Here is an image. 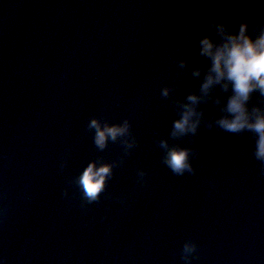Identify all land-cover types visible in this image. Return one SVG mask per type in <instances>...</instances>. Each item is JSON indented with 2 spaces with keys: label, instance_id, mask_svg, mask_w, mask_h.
<instances>
[{
  "label": "water",
  "instance_id": "water-1",
  "mask_svg": "<svg viewBox=\"0 0 264 264\" xmlns=\"http://www.w3.org/2000/svg\"><path fill=\"white\" fill-rule=\"evenodd\" d=\"M241 20L255 35L264 0H0L5 264H264L255 134L214 123L230 86L200 90L199 37ZM190 93L197 131L173 136ZM247 105L264 111V96ZM93 117L128 132L99 148ZM161 140L190 149L193 171L174 174ZM90 161L112 166L91 202L79 184Z\"/></svg>",
  "mask_w": 264,
  "mask_h": 264
},
{
  "label": "clouds",
  "instance_id": "clouds-1",
  "mask_svg": "<svg viewBox=\"0 0 264 264\" xmlns=\"http://www.w3.org/2000/svg\"><path fill=\"white\" fill-rule=\"evenodd\" d=\"M216 39L209 35H202L198 39L199 55L207 58L208 66L200 84L202 93H207L214 85H220L227 91L229 86L231 94L227 96L222 114L214 121L217 127L230 133L248 131L255 134V158L264 165V111L257 107L249 110L247 102L251 94L258 92L264 96V24H261L255 35L249 33L246 20H241L235 31H229L219 21H212ZM183 61L180 62L183 67ZM200 70L193 69V75H199ZM167 87L161 90L167 96ZM188 103H185L179 118L172 122L171 135L195 134L200 123L201 113L194 105L198 103L195 94H188ZM90 128L95 129L94 143L103 148L106 141L115 140L128 132V121L119 124L104 123L95 118L89 120ZM211 127V125H208ZM160 146L164 148V163L176 175H182L186 170L192 172L189 163L190 149L178 145L168 146L161 140ZM109 163L96 164L90 161L79 176V184L84 196L89 202L97 199L103 190L107 177L111 175ZM194 245L185 243L183 250L192 251ZM0 264H5L0 256Z\"/></svg>",
  "mask_w": 264,
  "mask_h": 264
}]
</instances>
